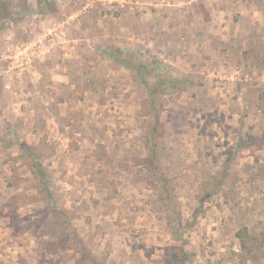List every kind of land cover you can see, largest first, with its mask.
I'll use <instances>...</instances> for the list:
<instances>
[{
  "label": "rangeland",
  "instance_id": "374dc122",
  "mask_svg": "<svg viewBox=\"0 0 264 264\" xmlns=\"http://www.w3.org/2000/svg\"><path fill=\"white\" fill-rule=\"evenodd\" d=\"M0 2L12 15L0 18V264H86L84 246L106 264H172L176 245L191 264H264V0H211L206 14L202 0H83L70 20L92 3L105 18L137 5L147 34L179 43L148 44L143 58L137 47L114 48L116 62L145 66L143 81L134 73L130 89L111 96L78 84L64 95L79 107L59 108L55 124L36 119L50 95L23 76L57 46L22 68L10 55L44 26L68 34L60 2ZM197 19L207 43L194 51L210 56L185 63L176 48L202 31ZM32 128L42 137H28Z\"/></svg>",
  "mask_w": 264,
  "mask_h": 264
},
{
  "label": "crops",
  "instance_id": "0c3cea01",
  "mask_svg": "<svg viewBox=\"0 0 264 264\" xmlns=\"http://www.w3.org/2000/svg\"><path fill=\"white\" fill-rule=\"evenodd\" d=\"M82 1L83 0H59L60 5H58L57 13L60 15L63 14L61 18L68 23V34L62 37L60 45L57 46L49 57L45 58L43 61L35 62L31 71L25 73L23 76L25 77L24 79L28 89L34 90L36 88H41L45 94L50 95L49 98H47L48 101L44 102L49 105L48 108L50 110L48 112H43L36 109L34 112V114H36L35 116L41 115V119H36H43L41 121L43 123L44 120L47 119L48 122L55 124V120H59L61 114L59 108L66 107V105L79 107V102L76 100L71 101L64 95L65 91L73 90L72 88H75L78 84L83 94L88 93L92 95H95V92L105 91L108 96L110 94L113 95L116 91L124 92L130 89L132 74H137L136 68L126 63L121 64L118 61L116 62L114 59L116 55H114L112 51L114 48L125 53V51L130 50V46L137 47L140 58H143L140 54L146 50L148 44L152 45V43H154L156 47L155 50H157L158 48L160 49V47L163 49L166 43H169L170 37L162 36L160 30L155 29L150 34H147L149 31V22H144L143 18L141 19L139 15H135L133 12V10L138 7L137 5H134L132 7L133 9L130 8L127 12L119 13V16H117L116 13L117 17L111 15L105 18L100 15L101 9L97 7L98 4L92 3V5L95 6L91 8L87 14L80 16L77 21L70 20L73 16L70 12L78 10ZM202 1L205 4L202 13L213 8L211 0ZM139 7L143 8L147 7V5H140ZM219 8L223 9L221 6H219ZM47 12H50V10L47 9ZM53 15V13H49V16ZM194 18H196L194 15L188 16V18L183 15L184 21L189 19V21L192 20L195 22ZM203 20L204 19H202V21L197 19L196 23L199 24L202 31H196L197 36L193 35L194 32L191 33L192 35L188 34L187 44L183 45V51H181L179 47L176 48L178 50L177 54H180L177 56V59H184L185 63V60L189 63V60L192 59L191 61L194 63L195 57H198L200 63L202 62V64H204L207 62L209 49L207 51L202 50V54L199 51H194V45H199V43H201V48L202 43H207V37L204 36L206 32L204 27H206L207 22ZM219 20L221 21L222 18H219ZM259 25H264V21L260 22ZM186 32H188V30H186ZM135 35H138L139 39L134 40ZM218 38V42L222 43L221 36ZM245 40L247 41V39ZM171 41H174L175 44L179 43L177 42L178 39ZM263 42L264 40L259 41L260 46ZM244 49L250 50L251 48L247 45ZM217 56L218 58L221 57L219 54ZM236 56L240 57V52H238ZM237 68L240 69L239 66ZM102 83L104 84V88H102V86L100 87ZM106 94H104V96ZM92 95H88L89 98L92 97ZM32 100L33 101H30L32 105L35 103H40L41 105L39 99L36 100L32 98ZM91 101L93 100L87 99L86 103L89 105L92 103ZM111 101H115V99L110 97L107 103ZM93 102V106L98 107V105L95 104V100ZM98 104L102 105V103ZM104 106H107V104L105 103ZM33 128L27 131V136L39 138L41 135L36 134L37 132L34 131ZM43 129V127L42 129L41 127L38 128L41 133L44 131ZM72 135L73 138H84V136L82 137V134L77 131L73 132Z\"/></svg>",
  "mask_w": 264,
  "mask_h": 264
},
{
  "label": "built area",
  "instance_id": "2783aa9c",
  "mask_svg": "<svg viewBox=\"0 0 264 264\" xmlns=\"http://www.w3.org/2000/svg\"><path fill=\"white\" fill-rule=\"evenodd\" d=\"M107 1L113 2L115 0ZM41 29L13 50L10 55L13 67L22 68L33 62V60L47 57L52 49L61 43V38L65 36L63 24L47 25Z\"/></svg>",
  "mask_w": 264,
  "mask_h": 264
},
{
  "label": "trees",
  "instance_id": "16d2710c",
  "mask_svg": "<svg viewBox=\"0 0 264 264\" xmlns=\"http://www.w3.org/2000/svg\"><path fill=\"white\" fill-rule=\"evenodd\" d=\"M9 1V0H7ZM2 4V2H0V5ZM8 4V5H7ZM9 5H11L10 2H4L3 3V7H0V18L4 19V18H10L12 17V15H10V13L8 12L9 10ZM9 13V14H8ZM133 67V66H132ZM135 68V67H133ZM145 69L144 65H140L136 71H137V77L141 79V81H143L142 78V71ZM146 70V69H145ZM32 151H27L30 154L35 155V152L33 149H30ZM209 193L206 194L205 197H208ZM236 236L239 239L240 242V248L242 249V251L245 254H249L250 253V236L247 233V230L245 227H241L237 232H236ZM78 242L77 241L75 243V247H78ZM81 254L83 256V259L85 261L86 264H106L105 262V257H98L97 255L93 254L90 250H88L85 246L82 248L81 250ZM171 257L173 258L172 260V264H191L192 261V253H189L187 250H185L181 245H176L172 248V253H171ZM247 256H243V258H246Z\"/></svg>",
  "mask_w": 264,
  "mask_h": 264
}]
</instances>
